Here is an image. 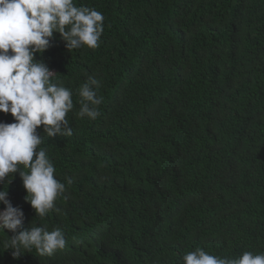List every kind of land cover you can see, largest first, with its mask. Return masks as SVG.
I'll return each instance as SVG.
<instances>
[{"label": "trees", "instance_id": "obj_1", "mask_svg": "<svg viewBox=\"0 0 264 264\" xmlns=\"http://www.w3.org/2000/svg\"><path fill=\"white\" fill-rule=\"evenodd\" d=\"M74 3L103 14L99 47L68 51L56 34L38 55L72 91V135L41 133L39 146L65 190L41 219L19 173L0 184L23 209L24 228H61L66 246L14 258L2 243L12 233L0 230V264L264 253V0ZM90 76L103 97L94 120L78 115ZM0 121L13 117L0 112Z\"/></svg>", "mask_w": 264, "mask_h": 264}, {"label": "clouds", "instance_id": "obj_2", "mask_svg": "<svg viewBox=\"0 0 264 264\" xmlns=\"http://www.w3.org/2000/svg\"><path fill=\"white\" fill-rule=\"evenodd\" d=\"M103 31V14L78 7L74 0H0V112L13 117L11 123L0 121V184H10L19 173L27 193L24 199L41 219L65 190L55 178L56 168L46 149L39 147L41 133L51 138L71 136L66 116L74 104L71 89L53 82L55 71L38 55L42 57L52 46L56 34L68 51L84 46L95 49ZM100 86L92 76L80 86V117L94 120L100 115ZM0 204L5 205L0 209V230L12 233L2 243L14 258L33 250L52 256L65 248L61 228H24L25 213L13 206L8 189H0ZM182 259L183 264H264V253L244 251L237 258H221L196 248Z\"/></svg>", "mask_w": 264, "mask_h": 264}]
</instances>
